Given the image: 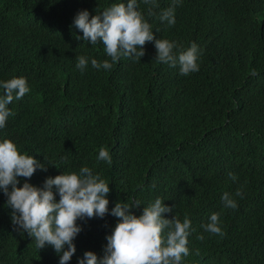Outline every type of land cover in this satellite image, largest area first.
<instances>
[{"label":"trees","instance_id":"trees-1","mask_svg":"<svg viewBox=\"0 0 264 264\" xmlns=\"http://www.w3.org/2000/svg\"><path fill=\"white\" fill-rule=\"evenodd\" d=\"M121 2L127 0H0V82L24 77L30 88L8 105L14 115L0 141L12 140L47 165L28 179L34 186L88 166L109 182V211L135 199L141 206L132 211L140 215L161 198L173 207L165 218L187 215L183 264H264V0H180L173 26L159 16L174 0H156L154 8L137 0L157 39L184 49L197 44L199 71L187 76L155 60L154 42L141 60L122 57L111 70L91 66V59L110 58L102 43L75 38L83 34L70 27L73 19ZM78 56L88 58L83 71ZM101 147L111 164L98 160ZM237 189L238 207L225 209L223 193ZM6 202L0 190V264H59L51 246L39 250L14 230ZM214 212L223 237L202 227ZM117 222L110 214L78 220L82 231L68 264L86 251L102 257Z\"/></svg>","mask_w":264,"mask_h":264},{"label":"clouds","instance_id":"clouds-1","mask_svg":"<svg viewBox=\"0 0 264 264\" xmlns=\"http://www.w3.org/2000/svg\"><path fill=\"white\" fill-rule=\"evenodd\" d=\"M143 3L158 7L156 0H143ZM179 3L180 0H174L172 6L160 13L159 19L173 26L176 22L175 7ZM138 7L137 0H127L126 4L114 3L91 18L88 10L78 11L70 27L83 35L75 38L92 45L102 43L110 58L102 62L91 59V66L98 70H111L122 57L141 60L146 43L154 42L157 62L171 67L179 65V72L184 76L199 71L197 44L193 42L184 49L175 41L157 39ZM152 8L148 10L149 16L154 15ZM76 60V67L83 71L88 58L78 56ZM0 88L4 90L0 95V129H3L9 116L14 115L8 105L23 98L30 88L24 77L0 82ZM98 160L111 164L112 158L106 147L100 148ZM37 169L47 171V165L33 155L21 153L12 140L0 141V190L7 197V207L12 209L14 230L20 234L27 233L39 250L46 245L51 246L59 255V264H68L76 252L74 240L82 231L77 221L104 218L109 214L118 222L106 236L103 256L86 251L78 264H183L184 257L189 255L191 221L187 215L182 221L176 215L171 219L165 218L163 214L173 212V207L166 206L161 198L143 206L140 215L132 211L141 206L135 199L118 201L109 211V182L100 174H94L88 166L81 167L78 172H62L55 177H47L42 187L27 182ZM228 175L233 181L237 179L231 172ZM19 178H25L22 186H19ZM234 196L243 198L242 190L237 189L234 194L223 193L221 200L225 209L238 207ZM220 215L219 212L211 214L208 223L202 225L205 232L221 237L226 234L220 226ZM197 239L203 240L204 237L200 235ZM196 255H199V250Z\"/></svg>","mask_w":264,"mask_h":264}]
</instances>
